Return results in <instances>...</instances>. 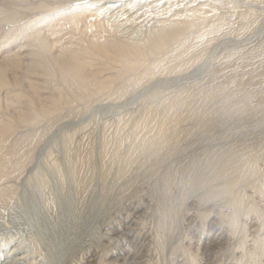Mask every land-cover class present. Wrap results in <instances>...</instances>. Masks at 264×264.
I'll return each mask as SVG.
<instances>
[{"label":"bare ground","instance_id":"6f19581e","mask_svg":"<svg viewBox=\"0 0 264 264\" xmlns=\"http://www.w3.org/2000/svg\"><path fill=\"white\" fill-rule=\"evenodd\" d=\"M92 1L101 2L103 9L86 0H0V207L15 200V183L62 119L78 117L98 102H118L154 79L186 71L216 39L240 35L256 16L241 9L240 19L247 22L233 28L223 10L235 11L231 0H191L177 11L164 6L158 10V4L152 5L156 0H134L132 8L115 7L116 22L101 11L112 8L114 0ZM130 11L125 20H137V14H150L154 20L138 37L120 20ZM222 60L204 81L160 95L138 115L116 111L117 117L104 121L99 167L93 164L92 150L73 154L77 130L82 131L78 146L88 145L92 134L83 132L88 124L64 133V155L76 157L72 173L81 203L97 173L104 184L110 177L126 180L134 165L153 159L151 154L164 148L173 158L181 154L156 171L163 184L157 192L156 226L145 224V203L132 188L125 222L107 229L117 243L128 238V244L115 246L119 250L107 264H151L147 257L152 249L161 255L165 232L179 224L185 233L172 251L175 264H222L224 251L232 254L226 264H264V153L250 141L191 149L194 136L205 133L211 138L216 127L222 129L218 138H230V122L244 118L250 109L262 113L256 121L264 126V41ZM52 167L61 180L60 163L52 161ZM34 180L42 189L48 185L42 173ZM127 181L122 190L131 189ZM114 248L108 245L105 253ZM27 254L15 255L14 264H28L33 254Z\"/></svg>","mask_w":264,"mask_h":264},{"label":"rangeland","instance_id":"374dc122","mask_svg":"<svg viewBox=\"0 0 264 264\" xmlns=\"http://www.w3.org/2000/svg\"><path fill=\"white\" fill-rule=\"evenodd\" d=\"M86 1L92 2L91 7H97L98 9H103L102 4L99 5L101 2H97L96 4H94L92 0H86ZM132 1L134 0H126V1L114 0V2L109 3L110 5H112V8H108L107 11L104 10L101 11H103V13L107 12L106 15L108 17L114 19L116 22H119L117 19L119 17L116 18L117 15L115 14V12L119 11V9L123 7L132 8V5H134ZM187 1L190 4L193 2L191 0H174V1L172 0L171 2L169 1L170 2L169 3L168 0H156L155 2H153L152 5L154 6L158 4L159 5V7H157L158 10L159 9L164 10L161 7L164 6L163 8L170 9L171 7V8H175V11H177L176 8L178 6L182 7V5L183 6L185 4L188 5L189 3ZM231 1L233 5L237 7L236 9H233L235 11H230V9L228 8H224L223 10L227 12L226 13L227 16L231 19L233 28L240 27L239 26L240 24L244 25L247 22V21L245 22L244 20L243 22L241 21L242 19H240L239 12L241 11V9L242 10L245 8L249 10L251 9L256 14V16L253 17L254 19L247 26V28L249 29H246L247 31L245 30L246 32L245 31L243 32L244 34L243 33H240V35L234 33L224 34L223 36L216 39L206 49V51L199 57L200 59L194 62L190 66V68H188L186 71L170 75L169 77L165 76L154 79L149 83H147L146 85L141 86L140 88H138L131 94L127 95L118 102L107 100V101L95 103L93 105L94 107L92 106L89 109L82 111L81 115H79L78 117L76 116L68 119H62L63 121L61 120L57 125L54 126L47 140H45V143L43 142L41 145H39L36 148V152H35L36 154L34 156L33 162L31 163L32 165L28 167L29 170L27 169L28 171H26L24 175L18 180L17 184L15 183V194H17L15 195L16 196L15 200L10 204L11 206L7 205L5 207H0V216H2V218L0 217V264H12V262L14 264L15 258L17 257L18 254L25 255L27 253L28 256H31V254H33L31 257L28 258L29 260L32 259L31 261H33V264H46V263L47 264H86L87 262L91 264H107L109 260L114 258V255L118 252L117 250H119L120 247L128 244L127 243V241L129 240L128 238L123 240L122 241L123 243H119V242L117 243L113 238L114 235L108 233L107 229H109L113 225L118 224L119 226L120 224H123L125 222L127 213L131 211V207L129 208L130 205L127 203H129V199L132 198L131 193H133L134 190L138 191L139 193L141 192L140 193L141 196L139 195L138 197L139 198L141 197L143 199V203H145L142 204L145 207V209L143 210L145 215V219H144L145 224L149 225V227L156 226L158 218H157V214H155L156 213L155 209L158 207L160 202L157 192L161 190V188L159 187L163 188V184L160 183V181L157 178L158 176L156 174V171L160 172L163 168H166L169 163H172L173 160L176 162V158L181 154L179 155L177 154L173 158L169 154L170 152H168L169 150L168 148H164L162 151L158 152L157 154H153V155L151 154L150 158H153L154 160L148 159V161H145V163H143L142 166L134 165V167L126 177V180L124 178V180H119L114 182L113 178L110 177L107 179L108 182L106 181V184H104L100 175L97 173L94 176L91 188L89 189L90 191L84 195L82 199L83 201L82 203L76 194V184H75L74 175L72 173V165L76 158L75 157L76 154L78 157V155L85 154L89 152V150H92L93 160H94L93 164L96 167H99L100 165L99 147H101V142H102V136H101L103 129L102 126L104 121L110 120L111 118H112L111 120H113L115 117H117L120 114V113L116 114L117 113L116 111L125 110L133 115L134 114L138 115L147 106V104L150 103L151 100L159 97L160 95L173 93L174 91L181 90L191 86L192 84H194V82H199V81L202 82L205 79H207V77H209L210 74L213 73L214 69L220 63H222L223 61L222 59L225 55L228 54L234 55V53L236 54L245 53L246 51L250 50V48H253L264 41V3H259V2L254 3V2H250V0H231ZM136 4L139 3L136 2ZM115 7H118L117 11L114 10ZM180 7L178 9H180ZM128 13L127 15L120 17V20L124 21V22L122 21V23H124V27L126 29L123 28V30L124 29L127 31L129 30L128 33L130 32L131 34L133 33L132 35L134 37L140 36L142 34V31L144 32L146 27L151 25L152 21H154L152 20V16L150 14L146 16L144 15V17L142 15L140 16L139 14H137L136 15L137 20H134L132 16L127 17V20H125V17L130 15L131 11ZM126 24L128 26H126ZM154 92L156 93V95ZM124 113L125 112L121 114L123 115ZM114 114H116V116ZM246 114L247 115H245L244 118L236 117L233 119L234 122L233 121L230 122V124L232 125L230 124L229 125L231 126V128H233L231 130L232 133L229 136L230 138H226V137L218 138V134L222 132L221 131L222 129L221 127H216L213 131L215 133L212 135L211 138H207L205 133L202 134L200 133L198 136H194L195 138L193 137L194 139L192 138L190 140V142H194V145L192 146L191 149L193 148L196 149L200 147L204 148L206 145L208 146L224 145L227 147L228 145L231 144L229 142L241 143L242 141L243 143L245 141H250L256 145L257 150L264 153V126L256 121L261 117L262 113L250 109L249 111H247ZM85 124L86 125L88 124V126L84 129L83 132L90 133L89 134L90 136L92 134L93 138L90 137V140L87 141L88 145H84L83 143V146L79 147L78 146V143L80 142L79 136L82 135V131H79L77 129H80L81 126ZM75 130H77L78 132L75 138L77 145H75V149L73 152L75 156L72 155L70 158H67L64 155L65 154L64 136L68 132ZM210 139L214 141H210ZM200 142L201 145L203 143V146L200 145ZM82 149H84L83 151L85 150L86 151L83 152ZM52 150H54V153ZM46 156L50 158H47ZM51 160L58 161L60 163L63 173L61 180L59 179L60 177L56 172V170L53 169ZM71 162L72 164H70ZM143 166L145 167L143 168ZM32 170L34 171V173L32 172ZM39 173H42L45 176L46 178L45 185H47L48 183L47 186H43L44 187L43 189L38 187V185H36V181L34 180ZM33 174L34 175L36 174L35 177L33 176ZM130 178L132 179V181ZM141 180L144 184L141 182ZM126 181L128 182L127 184H129V182L131 183V189L129 188V191L122 190L124 188L123 186ZM147 181H149V183ZM133 187H135L134 190L132 189ZM16 190H18V193L16 192ZM146 203L149 205H147ZM123 219L124 222L122 221ZM181 226L182 225L179 224L178 226L168 229L165 232L167 241H166L165 251L161 253V255L163 256H161L160 254L157 255L154 249H152V252H150V256L147 257V259L151 260L150 262L151 264H175L171 256L173 249L177 245V242H179L180 239L184 236L185 229L184 226H182L183 228ZM107 244L109 246H112L113 248L115 246L116 247L118 246L119 249L114 248L113 251L105 253L104 248L108 247ZM18 246H19V250L17 252L16 249H18L17 248ZM14 248L15 250H13ZM96 248L97 250H95ZM23 249L24 251L22 252ZM39 252L41 253L39 254ZM94 252L97 253V255ZM103 252L105 255L102 254ZM224 253L226 254V256L222 255L223 258V260L221 261L222 264H226L230 260V257L232 256L231 251H224ZM90 258L93 259V262L90 261ZM8 260L9 261L12 260V261L7 262ZM153 260L155 261V263ZM31 261L28 264H30Z\"/></svg>","mask_w":264,"mask_h":264}]
</instances>
